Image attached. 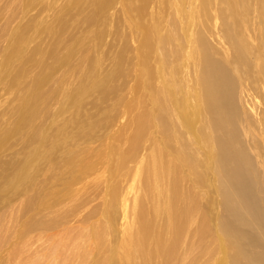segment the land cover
I'll use <instances>...</instances> for the list:
<instances>
[{
    "label": "rangeland",
    "instance_id": "374dc122",
    "mask_svg": "<svg viewBox=\"0 0 264 264\" xmlns=\"http://www.w3.org/2000/svg\"><path fill=\"white\" fill-rule=\"evenodd\" d=\"M183 1L150 0L140 11L121 0H0V264H127L121 200L130 192L129 198L140 196L138 204H160L150 193L173 178L180 184L174 198L191 211L165 256L153 241L168 237L160 231L167 219L146 210L142 240L145 250L154 247L146 264H233L250 254L248 264H264V211L253 224L244 209L223 201L239 186L223 188L224 172L212 164V148L197 130L202 113L188 128L167 122L161 111L137 115L151 109L163 84L179 97H186V79L190 92L199 86L194 48L183 47L187 29L217 58L224 47L234 54L227 39L217 38L219 11L206 8L190 18L199 0ZM249 12L238 25L247 48L226 63L223 82V102L248 122L244 139L264 127V4ZM176 39V55L161 50L160 40L169 50ZM259 145L261 158L246 145L253 155L250 179L264 172ZM183 148L202 164L201 176L181 163ZM73 175L77 182L70 184ZM257 196L264 203V186ZM131 212L140 210L130 208L129 228ZM128 264H142L140 253Z\"/></svg>",
    "mask_w": 264,
    "mask_h": 264
},
{
    "label": "bare ground",
    "instance_id": "6f19581e",
    "mask_svg": "<svg viewBox=\"0 0 264 264\" xmlns=\"http://www.w3.org/2000/svg\"><path fill=\"white\" fill-rule=\"evenodd\" d=\"M150 0H121L120 4H124L127 9H137L143 11V6L148 4ZM184 0L182 3L187 2ZM216 0H213V3H208L207 0H199L198 7L191 8L189 10L190 18L191 15H198L200 11H204L206 8L210 9L213 14L216 11H219V14L223 18L221 23V31L217 36L218 39H227L229 41V48H232L234 54L229 57V50L226 52V48H220L223 54H220L223 59L217 58L216 55H219L217 52L213 51L211 48L205 49L204 40L202 36L197 32H192L190 29H187L185 33V41H183L184 49H191V54L196 57V63L199 64L202 75L200 78V84L196 90L190 92V80L186 79L184 83L187 87L186 97L173 96L177 91H174L163 84V86L156 90V101L152 105L151 109L144 110L142 109L137 112V115L141 117L146 116V114H153L157 111L164 113L167 122L172 123L177 126H182L188 128L192 126V123L195 120H198L199 114L202 113V122L197 126L199 134L202 136L205 135L207 145L212 148L211 154L209 156L212 164L224 172V178L222 179L223 188L232 187L238 185V191L231 190V196L223 197V201L234 203V209L241 207L243 210V215L248 218L251 217L253 224H256L260 219V213L264 211V203L261 202L258 198V194L263 192L264 186V172H258L254 179L248 178L246 172L248 171L253 155L250 151V148L246 150V145H252V148L261 158V148L259 143L264 145V127L257 129V131L246 132L247 138L244 139L243 124L248 123L244 118H237L236 108L232 105H226L223 102L224 92L223 82L228 76V68L226 63L229 62L230 58L238 59L242 57L244 49L247 48L246 41L244 40L243 33H240V28L238 25L244 20V17L247 18L249 15V10L252 5L262 6L264 0H221V5L217 6ZM178 6H174L176 10ZM185 11L184 5H182L178 12L183 13ZM185 14L183 15V18ZM214 18H216L214 16ZM216 24V21L213 22V26ZM184 26H187L185 23ZM219 29L217 26L216 29ZM170 35H176V31L172 29ZM169 36V34H168ZM170 37V36H169ZM179 39V37H178ZM176 39V45L170 47L169 50H166L163 45V41L160 40L161 50L166 51L171 55L177 54V45L179 40ZM166 47L171 43V38L165 40ZM219 48V47H218ZM165 64V63H164ZM189 60L184 61L186 69L189 66ZM198 90V93H197ZM199 97V100L198 98ZM254 102L257 104L258 99L252 97ZM182 100H185V106L182 105ZM247 103L248 100L244 99ZM194 106V107H189ZM139 116V117H140ZM138 117V118H139ZM81 119H79L80 121ZM108 121V118H106ZM140 118L138 121H141ZM77 121L75 126L78 127L81 125V122ZM164 121V120H163ZM166 123H159L160 126L165 125ZM209 125L212 126L211 131L209 130ZM165 127V126H162ZM206 133V134H205ZM137 139V135L135 136ZM205 142L202 141L199 147H196L195 150L201 148ZM255 147V148H254ZM61 147L55 149L54 154H58ZM263 150V149H262ZM180 161L182 164H186L188 168L192 169L194 173L192 175L202 174V164L197 161L193 155V151L188 148H183L182 152H178ZM263 157V156H262ZM238 169V170H236ZM139 168L135 171L134 177L139 176ZM153 176H156L153 173ZM177 178H173L165 186L161 187L156 194L150 193V197H155L160 200V204L150 205L143 203L138 204L140 196H137L136 193L129 198L128 195L130 192L123 197L121 200L122 208V220L124 222V235L127 237L123 240L126 242L123 243V256L124 261L128 264L131 259V256H137L140 253V259L142 264H146L145 259L153 252L154 247L145 250V244H143L144 235L147 228V218L145 216L146 210H151L155 208L154 215L156 216H165L167 219V225L164 230L167 234V238L161 240L160 238H155L153 244L157 245V250H160L165 256H169L171 249L173 250L174 244L181 238L183 234L184 222L190 213L191 210L188 208L182 207L180 204L184 203L182 199L178 200L175 194V186L179 185ZM77 182L76 176L70 177L69 183ZM181 183V182H180ZM191 200V198H190ZM139 208L140 213L131 212V215L134 216L130 228L132 230L131 237L128 232L130 230L129 223L127 221V216L130 208L135 209ZM256 208L254 213H250V209ZM154 217V218H155ZM238 221V220H237ZM240 224L239 222H236ZM134 229H138L136 232L137 240L134 239ZM179 230L181 233H179ZM198 229L194 231V235H197ZM142 237L140 238V236ZM172 236V239L167 240L169 236ZM177 238V241H173ZM172 245V246H171ZM264 250V243L262 244ZM241 253H236L235 256H239ZM263 252L258 256L261 258ZM253 254L242 255L233 264H248L253 259ZM264 259V258H263Z\"/></svg>",
    "mask_w": 264,
    "mask_h": 264
}]
</instances>
